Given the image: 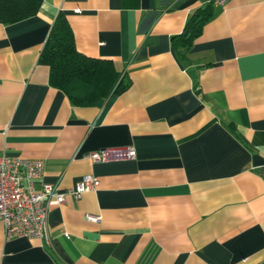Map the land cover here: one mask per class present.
<instances>
[{
    "label": "crops",
    "instance_id": "0c3cea01",
    "mask_svg": "<svg viewBox=\"0 0 264 264\" xmlns=\"http://www.w3.org/2000/svg\"><path fill=\"white\" fill-rule=\"evenodd\" d=\"M210 2L201 33L174 50ZM60 12L123 91L75 105L49 84L38 59ZM127 147L134 158L89 157ZM0 153L42 160L37 189L99 181L51 203L47 240H7L0 222V264H264V0H41L0 20Z\"/></svg>",
    "mask_w": 264,
    "mask_h": 264
},
{
    "label": "trees",
    "instance_id": "16d2710c",
    "mask_svg": "<svg viewBox=\"0 0 264 264\" xmlns=\"http://www.w3.org/2000/svg\"><path fill=\"white\" fill-rule=\"evenodd\" d=\"M41 0H0V20L14 23L37 13ZM214 15L213 4L196 8L182 31L172 36L174 50L188 49ZM39 63L49 68L48 82L62 90L71 103L89 105L125 89L124 76L107 59L88 57L74 45L70 25L63 13L55 17L41 49Z\"/></svg>",
    "mask_w": 264,
    "mask_h": 264
},
{
    "label": "built area",
    "instance_id": "2783aa9c",
    "mask_svg": "<svg viewBox=\"0 0 264 264\" xmlns=\"http://www.w3.org/2000/svg\"><path fill=\"white\" fill-rule=\"evenodd\" d=\"M229 0H212L223 5ZM89 157L94 161H107L113 158H134L135 150L127 147L103 148L93 151ZM44 163L39 159H25L19 155L0 153V222L3 224L4 238L13 237L48 239L47 217L52 202L61 204L67 195L78 199L82 192L95 189L99 185L97 177L85 175L66 193L57 187L42 182L35 187L43 174ZM85 219L97 222L100 217L86 214Z\"/></svg>",
    "mask_w": 264,
    "mask_h": 264
}]
</instances>
